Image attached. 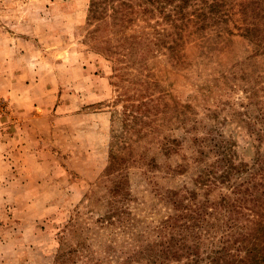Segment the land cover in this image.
Instances as JSON below:
<instances>
[{"label":"rangeland","instance_id":"1","mask_svg":"<svg viewBox=\"0 0 264 264\" xmlns=\"http://www.w3.org/2000/svg\"><path fill=\"white\" fill-rule=\"evenodd\" d=\"M88 3L0 0V264H146L125 259L160 240L151 230L172 213L166 191L190 187L193 168H177L193 156L190 139L213 128L252 157L230 116L257 108L242 82L215 81L213 63L186 49L182 63L171 58L173 31L161 37L171 29L156 14L92 32ZM232 39L227 65L245 55ZM144 98L156 100L147 123L124 127Z\"/></svg>","mask_w":264,"mask_h":264},{"label":"trees","instance_id":"2","mask_svg":"<svg viewBox=\"0 0 264 264\" xmlns=\"http://www.w3.org/2000/svg\"><path fill=\"white\" fill-rule=\"evenodd\" d=\"M155 14L171 29L161 37H170L173 31L165 45L171 58L178 60L188 52L195 59L213 63L215 81L219 77L223 84L236 79L243 83L240 89L245 99L257 108L249 114L244 111L242 117L235 111L230 116L251 140L253 153L248 162L241 160L231 135L213 128L207 129L204 138L190 139L193 156L189 163L177 166L178 171L189 165L193 168L190 187L166 191L162 200L172 213L151 230L160 234V240L155 235L152 243L136 245L137 250L131 252L136 255L125 260L264 264V101L256 96L264 91V0H89L86 20L94 22V33L101 22V28L117 32L131 21L130 16L145 19ZM234 36L243 43L245 55L227 65L224 61ZM135 101L130 104L135 111L122 113L124 127L127 117L133 124L147 123L142 116L156 100ZM170 141L178 149L179 142ZM172 145L161 146L163 155L171 152ZM110 158L108 173L117 165V157L111 153ZM117 189L114 187L111 196Z\"/></svg>","mask_w":264,"mask_h":264}]
</instances>
